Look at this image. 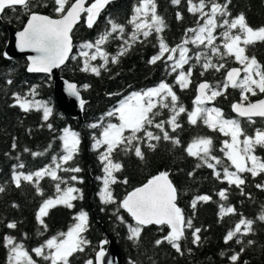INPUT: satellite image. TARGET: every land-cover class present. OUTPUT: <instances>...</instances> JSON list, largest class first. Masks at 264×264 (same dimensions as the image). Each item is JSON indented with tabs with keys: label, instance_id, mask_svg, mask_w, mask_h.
<instances>
[{
	"label": "trees",
	"instance_id": "16d2710c",
	"mask_svg": "<svg viewBox=\"0 0 264 264\" xmlns=\"http://www.w3.org/2000/svg\"><path fill=\"white\" fill-rule=\"evenodd\" d=\"M88 2H92V0H88ZM138 2L139 0L113 2L100 15L93 28H88L82 17L72 33L74 45L72 55L77 59L70 58L61 68L60 75L77 83L83 99L87 101L83 108L81 124L77 120L70 119L55 106L51 77L42 74H29L26 71L27 62L24 58L14 60L4 58L3 51L8 39L7 27L21 29L28 16L20 8H17L15 12L8 9L3 14L4 24L0 23V186H3L5 191L0 192V264H8V249L3 246L2 241L4 235L16 237L19 242L24 243L28 250H31L51 236L66 231L74 223L73 217L81 210L86 211L89 215V228L84 235L91 241V244L86 247L84 253H78L70 258V264H84L86 259H94L99 242L107 239V235H110L120 245L123 264H129L130 259L136 261V264H231L228 257L234 252H238L242 246L245 247V251L241 254L238 264H245V262L247 264H264V222L256 220L264 208V190L256 187L257 184H264V173L256 177L247 172L242 173L245 184L241 186L243 190V194H241V189L235 185L230 186L223 179H217L213 175V170L207 166L196 168V165L202 162L197 158L189 157L185 151L187 144L194 137L206 136L213 139L212 154L224 162L216 169L221 171V175H223V167L230 165V161L220 151L223 140L229 139V137L209 129L202 122H198L196 126L190 125L187 122L186 113L181 114L178 118L181 128L175 133L171 132L170 126L165 125L171 136L180 139V145L174 146L171 141H154L153 143H157V147L155 150H151L146 146V142L142 143L143 160L135 157L132 153L125 154L122 151L114 153V161L123 164L122 171L116 173L120 182L111 185L116 203L105 205L99 199L98 192L102 187V181L97 177H101L103 172L98 156L103 148L96 151L93 150L92 145L94 143L93 134L99 136L101 129H92L89 125L99 121L105 113L117 107L118 102L132 92H142L158 85L161 81L173 85V89L179 97V103L190 111L194 108L193 101L197 94V85L205 80L212 84L222 81L227 70H221L219 73L210 70L201 76L202 69L193 59L183 69L187 71L189 66L195 65L192 68V83L189 88L182 90L175 83L180 69L172 73L165 61L149 63L151 57L159 51V36H162L170 47L182 43L185 38L189 40L192 38V33H188L186 30L197 27L199 14L193 15L187 11V0H181L179 5H173L171 0H155L157 14L165 20L167 27L159 34L153 31L148 38L141 35L136 42H131V47L128 48L125 55L119 57L118 63H111V56L118 53L123 41L129 39L130 33L133 31V26L128 24V20ZM193 2L196 3L198 0H193ZM217 2L223 3L224 0H217ZM54 7L53 0H32L33 11L57 18L58 14L55 13ZM229 11L232 17L243 12L248 24L253 28L264 26V0H231ZM178 12L182 19H177ZM109 16L116 22L125 25L123 39L119 38V34H113L114 38H110L102 46L109 53V64L106 69L101 68L100 76L91 72H82L80 68L83 57L79 56L81 51L79 45L85 41H94L105 30L106 18ZM200 23L203 21L201 20ZM220 30L217 29V35ZM186 46L191 49L190 55L203 50V46L197 48L191 43ZM87 51L91 53L94 49ZM247 54L254 55L264 65V42H257L254 46H249ZM175 55L178 58L179 54ZM214 62H216L215 57ZM91 63L99 66L103 60L98 57ZM171 63V61H167V65H171ZM226 63L227 68L236 65L234 59H228ZM7 79H11L13 83L8 85ZM84 84H88L90 87L84 89L82 87ZM33 87L37 91L34 99L46 102L53 109V114L48 121L42 119V109L24 112L18 106H13V93L25 95ZM261 96L263 94L259 93L256 96L249 94L251 100ZM28 98L32 99L33 97L29 96ZM239 100L240 90L229 88L225 95L217 97L215 101L206 106L220 108L226 118L239 119L241 126L250 135L253 134L254 128H264V119H257L255 125H249L247 120L232 114L231 105ZM158 110L161 114L156 117L157 121L169 118L170 111L168 109ZM108 122L118 123L119 121L115 116L105 117L104 123ZM49 123L52 124V129L47 127ZM65 127L78 132L81 142L74 160L64 167L78 166L82 171L79 173L59 171L58 174L65 179L71 175L82 178V182L69 180V184L80 189L83 198L73 201V209L64 206L51 209L49 216L45 218L48 225L45 231L36 221L35 213L43 199L56 195L54 187L56 182L48 177L40 181L43 196L38 195L34 186L27 182L22 181L21 187L17 188L11 179L14 171L13 166L23 163L24 168L15 170L27 173L50 164L53 155L63 154L62 141L59 137L63 134L62 130ZM150 130L159 134V130L154 127ZM13 143L16 145L15 148H13ZM49 145H51L50 148ZM25 149L29 151H25ZM46 149L47 151H45ZM33 152H41L44 155L33 157L31 154ZM255 154L264 158V148H257ZM229 170H234V167H230ZM162 171L169 172V178L178 190L177 204L183 210L185 217H192L194 227L201 228L199 234L201 240L196 244L192 242V229L185 230V238L180 241L182 254L167 242H163L159 246L155 245V240L162 238L169 231L167 226H163V230H161V226L156 225L145 227L140 241L134 243L127 239L129 234L127 225L117 219L116 212L119 201L128 192ZM189 173H193V175L190 176ZM125 178L128 181L126 184L122 182ZM65 186L67 185H61L62 188ZM224 188L229 190L227 201H221L217 195L219 190ZM204 194L210 195L212 200L207 203H198L197 208L193 210L190 206L192 199L196 195ZM220 203L234 206L237 213L221 219L218 215ZM14 204L17 207H13ZM118 214L123 216L127 223L134 224L125 210L120 209ZM241 215L255 221L253 233L246 236H243L242 233L238 234L245 244H238L235 239L225 244L226 232L234 227ZM12 221L17 222L16 229L6 227L7 223ZM25 233H27V238L24 236ZM249 239L255 241L251 246L246 245V241ZM33 258L37 259L38 264H47L41 258L35 257L34 254Z\"/></svg>",
	"mask_w": 264,
	"mask_h": 264
},
{
	"label": "snow or ice",
	"instance_id": "6c2138e0",
	"mask_svg": "<svg viewBox=\"0 0 264 264\" xmlns=\"http://www.w3.org/2000/svg\"><path fill=\"white\" fill-rule=\"evenodd\" d=\"M53 3L58 18L33 11L32 0H0V17L6 10L10 9L15 12L17 8L23 10L28 16L26 24L21 31L16 33V36L17 47L21 51L30 49L36 53V55L28 57L27 71L30 73L50 74L53 69L61 67L70 58L77 59L76 56L71 55L74 47L71 33L74 27L80 22L82 15H86L87 27L93 28L101 13L113 3V0H92L87 7L85 6L87 0H53ZM171 3L179 5L181 0H171ZM187 4L189 13L199 14L197 27L186 30V32L192 33V38L190 40L185 38L182 43L170 47L164 38L159 36V51L151 57L149 63L155 64L157 61H165L172 73L180 69L175 78V83L182 90L189 88L192 83V68L195 65L189 66L187 71L183 69L193 59L202 69L201 76L210 70L219 73L221 70L227 69L224 79L215 84L207 80L200 82L197 85V94L193 101L194 108L190 111L179 103V97L174 91L173 85L161 81L158 85L142 92H132L120 100L117 107L105 113L99 121L89 125L92 129H101L99 136L93 134L92 148L96 151L103 148L98 156L103 175L97 179L102 181L98 196L105 205L116 203L111 185L120 182L116 173L123 169L121 162L114 161L113 154L117 151H122L125 154L132 153L135 157L143 160L142 143L146 142V146L151 150H155L157 147V143H153L154 141H171L174 146L180 145V139L171 136L165 125L170 126L171 132L175 133L181 128L178 118L184 113H186L187 122L190 125L196 126L198 122H202L209 129L218 131L225 137H230V139L223 140L220 148V151L230 161V165L223 167V175H221V171L216 170L217 166L223 165L224 162L212 154L213 139L206 136L194 137L187 144L185 151L189 157L197 158L202 162L198 163L196 168L207 166L213 170V175L217 179H223L230 186L235 185L241 189V194H243L241 186L245 184L242 173H250L253 177L264 173V158L255 154L257 148H264V128H254L253 134L250 135L241 126L239 119L226 118L220 108L206 106L215 101L217 97L225 95L229 88L239 89L241 100L231 105L233 112L238 117L245 118L249 125H255V118L264 119V99L255 102L249 101V94L252 96H256L257 93L264 94V65L254 55L249 56L247 54L249 46H254L257 42H264V26L253 28L248 24L243 12L232 17L229 11L231 0H224L223 3H219L217 0H198L196 3L193 0H187ZM177 19H182L179 12ZM201 20L203 23H200ZM128 24L133 26V31L130 33L129 39L123 41L118 53L111 56V63L113 64L119 62V57L125 55L128 48L131 47V42H136L141 35L148 38L153 31L159 34L167 27L165 20L157 14L155 0H139L133 8V14L128 20ZM218 28L222 31L217 35ZM124 33V24L116 22L111 16L107 17L105 30L94 41H85L79 45L81 49L79 56L83 57L80 70L100 76L101 68L106 69L109 64V53L102 46L110 38H114L113 34H119V38L123 39ZM217 40L220 43H217ZM189 43L197 48L203 46V50L190 55L191 49L186 46ZM90 49H94V51L91 53L87 51ZM176 53L179 54L178 58ZM5 57L7 58V53H5ZM98 57L103 60V63L96 66L91 61H96ZM214 57L216 62H214ZM228 59H234L240 67L227 68L226 61ZM167 61H171V65H167ZM6 83L11 85L13 81L7 79ZM82 87L88 89L90 85L84 84ZM66 90L69 95L79 99L80 107L83 109L86 101L81 98L79 86L76 83L68 82ZM12 95L14 98L13 106H18L24 112L42 109L44 121H48L53 114V109L46 102L34 99L37 95L35 87L31 88L28 94L13 93ZM29 96L33 98L29 99ZM158 109H168L170 111L169 118L157 121L156 117L161 114ZM114 116L118 118V123H104L105 117ZM47 127L53 128L51 123L47 124ZM152 127L159 130V134L150 130ZM62 131L63 134L59 139L62 141L63 154L53 155L50 164L27 173L15 170L24 168L23 163L14 165L11 177L17 188L21 187L22 181L27 182L34 186L36 193L40 196L44 195L40 186L41 180L48 177L56 182L54 185L56 195L43 199L35 213L36 221L45 231L48 228L45 218L49 216L51 209L58 206L73 209V201L83 198L81 190L69 184V180L82 182V178L71 175L65 179L58 174L59 171L72 173L82 171L78 166L64 167L73 161L75 155L78 154L81 141L78 132L68 127ZM15 147L16 145L13 143V148ZM50 147L51 145H49ZM25 151L29 150L25 149ZM31 154L33 157L44 155L41 152ZM230 167H234L235 171H230ZM189 175L191 176L193 173H189ZM122 182L126 184L128 181L125 178ZM62 184L67 186L62 188ZM256 187L264 190V184H257ZM4 191L5 188L0 186V192ZM217 195L221 201H227L229 190L227 188L220 189ZM177 199L178 190L169 179L168 171H162L152 176L142 186L128 192L119 201L116 212L117 219L127 225L129 233L127 239L138 243L143 229L149 225H156L161 226V230H163V226H167L169 229L166 235L155 240L157 246L167 242L178 253L182 254L180 241L185 238L186 229H192V242L194 244L199 243L201 228L194 227L192 217H185L183 210L177 204ZM211 200L210 195H196L190 206L195 210L198 203H207ZM13 207H17V205L14 204ZM120 209L125 210L135 223H127L124 217L118 214ZM236 213L237 210L234 206L225 203L219 204L218 215L221 219ZM73 220L74 223L66 231L51 236L31 250H28L24 243L19 242L16 237L4 235L2 241L3 246L8 249V264H38L37 259L33 258V254L47 264H70V258L78 253H84L86 247L91 244V241L84 235L89 228L88 213L81 210L73 217ZM256 220L264 222V208ZM254 223L253 219L241 215L234 227L226 232L225 244L234 239L238 244H245V241L238 237V234L242 233L243 236H246L253 233ZM6 227L16 229L17 222H9ZM24 236L27 238V233ZM108 243L107 239L101 240L98 250L95 251L94 259L88 258L84 264H114L113 260L106 261L107 252L104 246ZM254 243L255 241L251 239L246 241L247 246ZM244 251L245 247L242 246L238 252L231 254L228 257L231 264H238ZM129 264H136V261L130 259Z\"/></svg>",
	"mask_w": 264,
	"mask_h": 264
},
{
	"label": "water",
	"instance_id": "95a60500",
	"mask_svg": "<svg viewBox=\"0 0 264 264\" xmlns=\"http://www.w3.org/2000/svg\"><path fill=\"white\" fill-rule=\"evenodd\" d=\"M116 1H118V0H113V2H116ZM90 3L87 0V3H86L85 6L87 7L88 4H90ZM107 7H106V9H107ZM40 14H42V13H40ZM43 15H46V14H43ZM27 19H28V17H27ZM27 19H26L24 25L26 24ZM85 20H86V15H84V22H85ZM0 23L4 24L3 21H2V17H0ZM85 24H86V22H85ZM76 26L74 27V29L76 28ZM22 28L21 29H15V28H13L11 26L7 27V29H8V39H7L5 47H4L3 56L7 60H14V59L24 58L26 60V62H27V65H28V63H29L28 57L36 55V53L33 52L30 49H26L24 51H21L17 47V36H16V33L21 31ZM74 29H73V31H74ZM72 33H71V36H72ZM72 41H73V39H72ZM73 49H74V47H73ZM5 53H7V58L5 57ZM72 53H73V51H72ZM72 53H71V55H72ZM67 62L68 61H66V63ZM66 63L64 65H62L61 67H59V68L53 69L50 74L30 73V72L27 71V66H26V71L29 74H42V75H46V76L51 77V81H52V95H53V100H54L55 106L63 114L68 116L70 119L77 120L78 123L81 124L83 122V109L80 107L79 99L74 97V96H72V95H69V93L66 90L67 83L68 82H73V81H70L67 78H65V77L60 75V70H61V68H63L66 65ZM73 83H75V82H73ZM81 98H83L82 94H81ZM259 99H264V95L261 98H259ZM259 99H257V100H259ZM255 101L256 100H254L252 102H255ZM234 103H236V102H234ZM231 112H232L233 115L237 116V114L235 112H233L232 108H231ZM239 118H241V117H239ZM241 119H245V118H241ZM142 185H140V186H142ZM140 186H138V187H140ZM146 227H148V226H146ZM107 240L109 241V243L105 246V249H106V252H107L106 261L107 260H113L114 264H123V256H122V251H121L120 245L110 235H107Z\"/></svg>",
	"mask_w": 264,
	"mask_h": 264
},
{
	"label": "flooded vegetation",
	"instance_id": "af4514ba",
	"mask_svg": "<svg viewBox=\"0 0 264 264\" xmlns=\"http://www.w3.org/2000/svg\"><path fill=\"white\" fill-rule=\"evenodd\" d=\"M89 3H90V2H89ZM82 17L84 18V15H83ZM220 31H222V29H221ZM218 41H219V40H218ZM219 43H220V42H219ZM235 64H236V65H235V66H232V67H240V65H239L237 62H236ZM242 75H243V74H242ZM263 95H264V94H263ZM261 97H262V96H261ZM261 97H260V98H261ZM257 99H259V98H257ZM257 99H254V100H257ZM240 100H241V98H240ZM240 100H239L238 102H240ZM254 100H251V99H250L251 102L254 101ZM255 119L257 120V119H260V118H255ZM245 120H246V119H245Z\"/></svg>",
	"mask_w": 264,
	"mask_h": 264
},
{
	"label": "rangeland",
	"instance_id": "374dc122",
	"mask_svg": "<svg viewBox=\"0 0 264 264\" xmlns=\"http://www.w3.org/2000/svg\"><path fill=\"white\" fill-rule=\"evenodd\" d=\"M220 41H218L217 43H219ZM257 94H259V93H257ZM241 98V97H240ZM249 101H250V98H249ZM251 102V101H250ZM211 105H209L208 107H210ZM117 118V117H116ZM80 136V135H79ZM229 139H230V137H229ZM232 171H235V169L234 170H232Z\"/></svg>",
	"mask_w": 264,
	"mask_h": 264
}]
</instances>
